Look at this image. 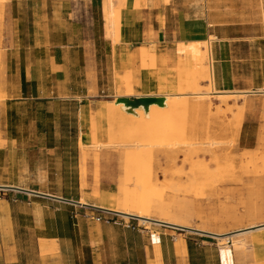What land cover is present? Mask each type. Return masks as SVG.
Returning a JSON list of instances; mask_svg holds the SVG:
<instances>
[{
	"label": "rangeland",
	"instance_id": "374dc122",
	"mask_svg": "<svg viewBox=\"0 0 264 264\" xmlns=\"http://www.w3.org/2000/svg\"><path fill=\"white\" fill-rule=\"evenodd\" d=\"M209 13L214 37L210 47L213 89L221 93L264 91V0H215ZM5 18L3 4L0 51ZM26 25L30 29L32 21ZM34 34L33 30L26 32L23 38L26 46L44 43V38ZM75 36L78 41L82 38L78 33ZM176 55L170 63L161 62L164 71H161L157 94H165L162 89L170 94H185L188 96L181 100L192 104L195 99L188 90L189 82L196 81L199 92H207L212 87L194 75L193 67L184 65V57ZM2 72L0 63V83ZM36 74V90L27 91V103L18 111L17 124L23 131L20 164L15 161L9 170H0V184L76 202L84 198L90 206L107 207L109 201L119 197L121 185L134 189L139 170L151 173L164 198L176 197L177 203L181 199L174 188L190 174L189 163L184 161L186 155L182 153L188 149L193 150L194 161L201 165L196 185L203 195L185 194L186 198L182 199L192 201L195 228L231 233L264 224V96L249 94L239 98L236 104L222 106L214 102L210 109L202 106L193 114L197 117L194 135L181 137L183 110L165 132L153 126L149 131L131 128L124 116L113 109L106 120L98 119L96 101L117 102L125 91L116 89L118 73L103 67L100 61L99 68L89 72L88 81L81 67L63 82L57 81L44 66ZM135 90L136 96L129 99L143 95L144 88L140 85ZM84 95L86 100L81 99ZM3 100L0 94V102ZM238 112H242L240 122L236 118ZM92 118L102 129L96 143L92 138ZM112 121L114 124L110 127ZM214 142L217 145L210 147ZM134 143L146 148L140 160L129 167L125 157L128 148L124 146ZM2 198L7 197L0 193ZM12 199L13 223L19 242L17 253L22 256L23 264H39L38 256L41 264L47 260L56 261L50 264H145L146 260L154 264L151 256L155 245L154 248L150 245L154 243L153 235L167 237L170 233L178 239H193L191 260L195 264H222V250L216 238L175 230L166 232L163 226L142 225L139 220L126 221L121 216L90 208L33 198L29 201L26 197L21 201ZM252 210L263 215L250 218L248 213ZM0 214H3L1 201ZM0 222H4L1 215ZM47 235L67 239V251L62 255L57 243L56 251L43 254L41 244ZM246 241V247L239 252L232 248L234 264H252L251 237Z\"/></svg>",
	"mask_w": 264,
	"mask_h": 264
},
{
	"label": "crops",
	"instance_id": "0c3cea01",
	"mask_svg": "<svg viewBox=\"0 0 264 264\" xmlns=\"http://www.w3.org/2000/svg\"><path fill=\"white\" fill-rule=\"evenodd\" d=\"M214 1L124 0L119 16L120 30L116 43L107 35L104 0H8L5 3V33L0 51L3 70L0 94L4 97L0 102V170H9L15 161L20 164L19 160L22 157L20 151L23 149L20 135L23 131L21 125L17 124L20 121L18 111L27 103V91L36 90L38 68L44 66L51 71V75L57 81L63 82L73 71L81 67L85 80L88 81L89 72L93 68H99L100 61L103 67L116 73L123 74L130 70L135 72L136 80L144 88L143 95L137 97L158 96L156 88L159 79L163 76L161 71H164L161 68L162 55H165L166 50L173 48L172 45L203 41L204 37L211 36L212 14L209 13V9L212 8ZM30 21L32 25L27 29L26 24ZM30 30L35 32V37L44 38V43L26 46L23 38ZM76 33L82 37L79 41L75 39ZM70 35L72 38H69ZM143 48L156 49L158 58L156 66L153 67L149 60L150 65L143 68L141 59ZM133 54L135 57L129 60L128 57ZM37 99L39 98L35 100ZM81 99L86 100V96H82ZM104 102L107 101H96L99 107ZM0 187L20 188L46 194L4 184H0ZM0 193L7 197L0 200L3 211L0 215L4 218V222H0V264H23L22 256L17 253L19 242L13 223V197L18 201L26 197L29 201L33 198L74 206L15 190H0ZM165 228L166 232L182 231L171 227ZM259 235L263 236L262 241L254 242V238ZM250 237L252 264H264V231L252 233ZM43 240L56 241L62 255L65 249L67 251L68 241L65 238L47 235ZM177 240L178 237L172 233L167 237H160L162 263L195 264L191 260L193 239L184 240L187 249V255L184 257L178 253ZM202 242L204 244L206 241ZM153 244L150 243L152 248H154ZM151 257L156 264L155 248ZM38 258V263L41 264L42 259L39 256ZM55 262L47 260L45 264ZM145 264H148V260Z\"/></svg>",
	"mask_w": 264,
	"mask_h": 264
},
{
	"label": "bare ground",
	"instance_id": "6f19581e",
	"mask_svg": "<svg viewBox=\"0 0 264 264\" xmlns=\"http://www.w3.org/2000/svg\"><path fill=\"white\" fill-rule=\"evenodd\" d=\"M8 0H0V10L2 5L5 4ZM104 12L106 14V30L107 35L113 39L114 42H118L119 37V16L122 9V3L124 0H104ZM167 2L169 0H166ZM118 4V5H117ZM214 40L213 36H210L208 40L195 41L190 43H179L177 49L170 48L166 50L165 55H162L161 61H167L170 63L173 61L175 55L184 57L186 62L184 65L186 67H193L194 75L198 78L203 79L208 84L211 85L212 90L207 92H199L197 89L198 83L196 81L189 82V92L191 97L195 99V102L190 104L187 101L181 100L183 97L188 95L185 94H170L169 91L162 89V92L165 94L158 96H151L145 98H161L163 99L162 105L153 104L149 107L143 105L139 106L137 109H131L127 107L126 104H118L115 101L104 102L101 104V107L98 108L96 112V117L106 120L108 116L113 112L112 109L121 113L125 120L129 123V127H137L142 131L151 130L153 126L156 130H163L165 132L171 126L173 119L183 110L185 113L183 125L181 127L180 135L181 137L193 136L194 135V121L197 120L195 114L202 106L211 108L214 102L222 106H227L229 103L233 102L234 104L239 102V98L246 97V95L253 96H264V91H255V92H236V93H221L213 89L214 86V75L212 70V58H211V42ZM176 55V56H177ZM135 54L128 57V59H133ZM141 59L142 66L148 67L150 64L148 61L152 62V66H156L157 61V51L155 48H143L141 50ZM184 67L185 70L187 68ZM135 78V72L128 71L123 74L118 73V78L116 80V89L120 92L122 89H125L123 96H118L119 99L129 98L136 96V87H139V81ZM136 84V85H135ZM142 98V97H137ZM221 109V106L218 110ZM85 117V116H84ZM242 117V112H238L236 116L237 120L240 122ZM111 122V126L113 125ZM91 128H92V138L93 141L97 142V137L102 134V129L100 123H97L94 118L91 119ZM143 137V135H140ZM217 143H211L209 146L214 147ZM102 147H107V145H100ZM100 146L96 148H100ZM126 150V159L129 162V167H132L137 161L142 157V150L146 148V145L139 144H130L125 145ZM185 156L184 161L188 162L190 174L187 177L186 181H183L180 186L174 188V192L178 194L181 200L177 203L175 201L176 197L173 198H164L163 194L158 188V185L154 182L153 176L151 173H140L139 170L136 172L139 174L134 185V189L130 190L129 187L121 185L119 188L118 198L116 197L117 203L114 201H109V205L100 206L101 209H106L108 211L119 213L120 216L126 221L130 220V217H137L139 222L142 225H153L160 226L162 224L171 225L173 227H179L185 229V231H197L200 233L211 234L213 237L219 241V246L221 247L222 254L221 260L222 264H234V256L232 253V248L236 251H240L246 247L247 241L246 238L249 237L252 233L264 231V224L253 225L249 228L238 230L231 233L224 232H212L208 227L195 228L194 220V209L192 201L189 203L186 200H182L186 195L199 196L203 195L202 190L198 188L196 179L197 175H201V165L194 161L195 155L192 154L193 150L185 149L182 151ZM196 154V153H195ZM195 162V163H194ZM187 164V163H186ZM136 168V167H135ZM132 171L134 172L133 168ZM183 180V179H182ZM85 185V184H84ZM183 196H181V195ZM96 196H99V193L96 192ZM193 200V198H192ZM81 205H89L88 201L84 198L80 199ZM94 207H99L93 205ZM263 213L261 211L252 210L248 213V216L251 217H260ZM157 222V223H156ZM236 233V234H234ZM263 236L259 235L254 238V242H261ZM153 242L155 245L156 251V264L162 263V253L160 247V236L159 234L153 235ZM228 242H232V246H228ZM176 248L180 256L184 257L187 255L186 242L183 239H178L176 243ZM58 249L56 241H46L43 240L41 244V250L43 254L47 252H53Z\"/></svg>",
	"mask_w": 264,
	"mask_h": 264
},
{
	"label": "water",
	"instance_id": "95a60500",
	"mask_svg": "<svg viewBox=\"0 0 264 264\" xmlns=\"http://www.w3.org/2000/svg\"><path fill=\"white\" fill-rule=\"evenodd\" d=\"M117 103L118 104H121V103L126 104L127 107H129L131 109H137L141 105H143L145 107H149L150 105H153V104L162 105L163 99H161V98L160 99L159 98H135V99L123 98V99H118ZM0 190H15V191H18V192L28 193V194L35 195V196H40V197H45V198L57 200V201L64 202V203H67V204H71V205L78 206V207H84V208L94 209V210H97V211H102V212L113 214V215H116V216H120L121 215L119 213H114V212L108 211L106 209H101V208H97V207L90 206V205L83 206V205L80 204V202L67 200V199L56 197V196H51V195L40 194V193H36V192H31V191H26V190L20 189V188L0 187ZM130 219L138 220L137 217H130ZM162 226L171 227V228H175V229H178V230L185 231V229H183V228L173 227L171 225L162 224ZM190 232L191 233H195V234L206 235V236H209V237H213L214 236V235H211V234L209 235V234L200 233V232H197V231H190ZM234 234H236V233H234Z\"/></svg>",
	"mask_w": 264,
	"mask_h": 264
},
{
	"label": "built area",
	"instance_id": "2783aa9c",
	"mask_svg": "<svg viewBox=\"0 0 264 264\" xmlns=\"http://www.w3.org/2000/svg\"><path fill=\"white\" fill-rule=\"evenodd\" d=\"M129 227V225H127Z\"/></svg>",
	"mask_w": 264,
	"mask_h": 264
}]
</instances>
